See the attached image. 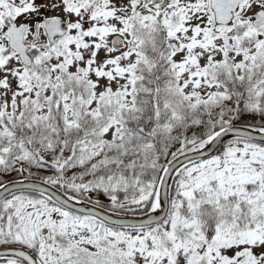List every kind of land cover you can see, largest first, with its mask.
Here are the masks:
<instances>
[{
	"label": "snow or ice",
	"instance_id": "obj_1",
	"mask_svg": "<svg viewBox=\"0 0 264 264\" xmlns=\"http://www.w3.org/2000/svg\"><path fill=\"white\" fill-rule=\"evenodd\" d=\"M0 264H264V0H0Z\"/></svg>",
	"mask_w": 264,
	"mask_h": 264
}]
</instances>
